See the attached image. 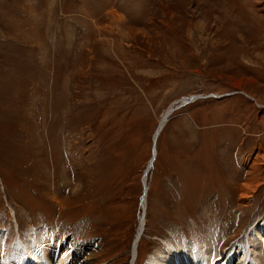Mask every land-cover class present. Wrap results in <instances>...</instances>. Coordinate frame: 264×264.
<instances>
[{
  "label": "rangeland",
  "instance_id": "374dc122",
  "mask_svg": "<svg viewBox=\"0 0 264 264\" xmlns=\"http://www.w3.org/2000/svg\"><path fill=\"white\" fill-rule=\"evenodd\" d=\"M262 155L264 0H0L4 254L44 226L132 264L146 181L138 264L211 227L222 251L247 248L264 163H242Z\"/></svg>",
  "mask_w": 264,
  "mask_h": 264
},
{
  "label": "bare ground",
  "instance_id": "6f19581e",
  "mask_svg": "<svg viewBox=\"0 0 264 264\" xmlns=\"http://www.w3.org/2000/svg\"><path fill=\"white\" fill-rule=\"evenodd\" d=\"M201 98L202 96H194L192 99L184 97L164 111L154 134L155 143L169 117L175 111L186 106L189 102H195ZM155 160L156 150L153 151L150 168ZM251 162L249 164L243 162L242 166L244 168L250 167L254 171L264 163V156H258L255 161ZM258 185L257 179H251L242 184L240 187V202L245 203L246 200L251 198ZM144 188L145 193L140 201L139 225L133 238L132 252L130 251L132 264H138L141 239L147 231V181ZM8 214L10 219L14 218L15 220L13 210L9 211ZM15 222L17 223L16 220ZM210 229L205 236L206 239L202 238L203 243L199 246L193 240L186 242L177 237L175 242L163 241V248L150 253L144 264H264V219L259 220L246 232L247 248H244L242 243L236 242L235 246L230 248L229 251H222L220 244L223 236L214 230L215 228L212 229L211 227ZM6 230L0 224V264H94V254L98 252L94 243H79L72 236L66 237L63 232H52L42 226L31 230L30 233L28 232L27 242H24L18 235V241L12 243L13 245H11L8 254H4Z\"/></svg>",
  "mask_w": 264,
  "mask_h": 264
},
{
  "label": "water",
  "instance_id": "95a60500",
  "mask_svg": "<svg viewBox=\"0 0 264 264\" xmlns=\"http://www.w3.org/2000/svg\"><path fill=\"white\" fill-rule=\"evenodd\" d=\"M145 193V192H144Z\"/></svg>",
  "mask_w": 264,
  "mask_h": 264
}]
</instances>
